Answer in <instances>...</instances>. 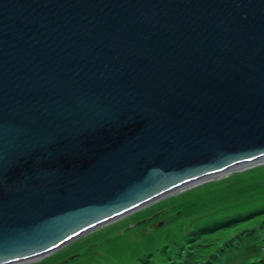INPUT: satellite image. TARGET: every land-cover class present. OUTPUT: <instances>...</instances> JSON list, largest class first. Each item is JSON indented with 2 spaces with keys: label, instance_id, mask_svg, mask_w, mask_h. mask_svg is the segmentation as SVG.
<instances>
[{
  "label": "water",
  "instance_id": "obj_1",
  "mask_svg": "<svg viewBox=\"0 0 264 264\" xmlns=\"http://www.w3.org/2000/svg\"><path fill=\"white\" fill-rule=\"evenodd\" d=\"M264 162V0H0V264Z\"/></svg>",
  "mask_w": 264,
  "mask_h": 264
},
{
  "label": "rangeland",
  "instance_id": "obj_2",
  "mask_svg": "<svg viewBox=\"0 0 264 264\" xmlns=\"http://www.w3.org/2000/svg\"><path fill=\"white\" fill-rule=\"evenodd\" d=\"M21 264H264V162L179 190Z\"/></svg>",
  "mask_w": 264,
  "mask_h": 264
}]
</instances>
